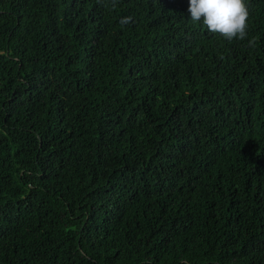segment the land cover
<instances>
[{"label": "trees", "instance_id": "1", "mask_svg": "<svg viewBox=\"0 0 264 264\" xmlns=\"http://www.w3.org/2000/svg\"><path fill=\"white\" fill-rule=\"evenodd\" d=\"M246 3L228 41L189 0H0V264H264Z\"/></svg>", "mask_w": 264, "mask_h": 264}, {"label": "clouds", "instance_id": "2", "mask_svg": "<svg viewBox=\"0 0 264 264\" xmlns=\"http://www.w3.org/2000/svg\"><path fill=\"white\" fill-rule=\"evenodd\" d=\"M116 0H112L115 7ZM188 13L193 22H203L209 32L219 33L226 40H244L247 37V21L250 13L246 0H189ZM132 22L124 17L122 25ZM255 41H249L254 45Z\"/></svg>", "mask_w": 264, "mask_h": 264}]
</instances>
